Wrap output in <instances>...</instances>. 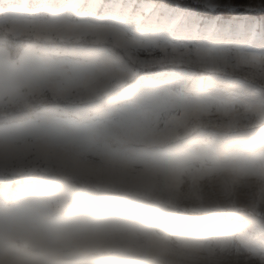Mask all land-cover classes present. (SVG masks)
<instances>
[{"label": "clouds", "instance_id": "clouds-1", "mask_svg": "<svg viewBox=\"0 0 264 264\" xmlns=\"http://www.w3.org/2000/svg\"><path fill=\"white\" fill-rule=\"evenodd\" d=\"M49 84L46 67L0 59V114L31 112ZM130 96L87 146L5 120L0 172L17 178L0 184V264H264V112L238 100L239 118L208 120L187 115L199 97L184 88ZM92 143L104 147L85 165Z\"/></svg>", "mask_w": 264, "mask_h": 264}, {"label": "rangeland", "instance_id": "rangeland-1", "mask_svg": "<svg viewBox=\"0 0 264 264\" xmlns=\"http://www.w3.org/2000/svg\"><path fill=\"white\" fill-rule=\"evenodd\" d=\"M154 5L190 9L164 0H0V59L25 57L50 72L49 87L31 112L0 114V133L7 120L9 131L26 125L35 134L71 133L87 146L108 121L128 114L130 93L139 85L162 88L169 97L177 89L189 90L199 97L187 110L193 118H239L238 100L264 112V42L258 36L225 31L222 25L211 30L194 20L177 23L176 14L157 15ZM65 69L76 75L60 83ZM94 77L106 86L95 87ZM91 146L95 150L86 153L85 165L104 147ZM109 147L120 151L121 145ZM0 175L5 176L0 184L17 178L11 172ZM207 195L216 193L208 189ZM247 197V190L236 194L241 204Z\"/></svg>", "mask_w": 264, "mask_h": 264}, {"label": "snow or ice", "instance_id": "snow-or-ice-1", "mask_svg": "<svg viewBox=\"0 0 264 264\" xmlns=\"http://www.w3.org/2000/svg\"><path fill=\"white\" fill-rule=\"evenodd\" d=\"M153 11L157 15L176 14L177 23L183 21L185 24L189 20H194L197 24L204 23L211 30H216L218 26H223V30L240 32H253L264 42V0H258V3H237L234 0H193L191 8L184 10L182 8H168L166 5H160L157 10L154 5ZM195 10V15L190 12ZM228 19L225 20V16Z\"/></svg>", "mask_w": 264, "mask_h": 264}, {"label": "trees", "instance_id": "trees-1", "mask_svg": "<svg viewBox=\"0 0 264 264\" xmlns=\"http://www.w3.org/2000/svg\"><path fill=\"white\" fill-rule=\"evenodd\" d=\"M167 4L170 5H180L183 7L191 8L192 2H185L179 0H164ZM225 17H228L227 15ZM4 175H0V181L4 179Z\"/></svg>", "mask_w": 264, "mask_h": 264}]
</instances>
